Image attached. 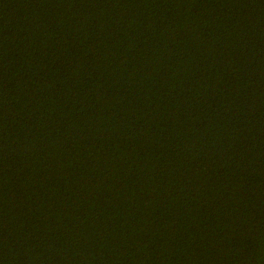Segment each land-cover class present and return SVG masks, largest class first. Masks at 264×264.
I'll return each mask as SVG.
<instances>
[{
    "label": "trees",
    "instance_id": "trees-1",
    "mask_svg": "<svg viewBox=\"0 0 264 264\" xmlns=\"http://www.w3.org/2000/svg\"><path fill=\"white\" fill-rule=\"evenodd\" d=\"M0 264H264V0H0Z\"/></svg>",
    "mask_w": 264,
    "mask_h": 264
}]
</instances>
